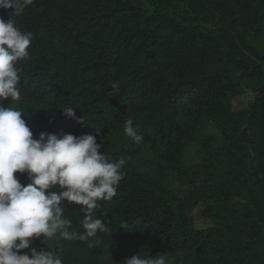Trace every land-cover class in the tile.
<instances>
[{
  "label": "trees",
  "instance_id": "1",
  "mask_svg": "<svg viewBox=\"0 0 264 264\" xmlns=\"http://www.w3.org/2000/svg\"><path fill=\"white\" fill-rule=\"evenodd\" d=\"M12 18L33 40L17 64L20 100L0 105L22 110L34 138L92 134L101 154L127 160L116 195L94 210L108 231L57 236L48 251L63 264H123L136 254L264 264V0H33ZM128 119L142 142L125 134ZM194 143L201 161L187 165ZM64 204L71 230L83 232L81 206ZM46 247L40 237L23 253Z\"/></svg>",
  "mask_w": 264,
  "mask_h": 264
},
{
  "label": "clouds",
  "instance_id": "2",
  "mask_svg": "<svg viewBox=\"0 0 264 264\" xmlns=\"http://www.w3.org/2000/svg\"><path fill=\"white\" fill-rule=\"evenodd\" d=\"M32 3L33 0H0V9L13 10L8 21L0 17V100L10 99L13 103L21 98L22 70L17 64L29 57L33 34L21 31L12 17L22 16ZM112 95H116L115 89ZM60 111L86 126L85 117L78 118L73 107ZM22 116V110L0 105V264H63L55 250H47L50 242L57 236L89 241L108 231V225L96 217L94 210L100 207V201H110L116 195L127 160H110L101 154V144L92 134L77 137L42 132L34 138ZM138 127L128 119L124 132L140 143L143 135L138 134ZM16 173L27 174V185ZM65 201L81 206L83 232L71 230L72 221L65 218ZM40 237H44L46 249L39 253L32 249L29 258L23 250L30 249L33 240ZM99 243V239H93L88 246ZM123 264L169 262L164 254L157 258L136 254Z\"/></svg>",
  "mask_w": 264,
  "mask_h": 264
},
{
  "label": "rangeland",
  "instance_id": "3",
  "mask_svg": "<svg viewBox=\"0 0 264 264\" xmlns=\"http://www.w3.org/2000/svg\"><path fill=\"white\" fill-rule=\"evenodd\" d=\"M250 100H252V94L248 92L234 102V109L239 110L246 107ZM200 150L201 148L197 143L192 144L189 153L185 158V163L187 165H194L200 163L201 161ZM195 219H196V226L199 228H205L210 225V223L203 218L201 208H198L195 211Z\"/></svg>",
  "mask_w": 264,
  "mask_h": 264
}]
</instances>
